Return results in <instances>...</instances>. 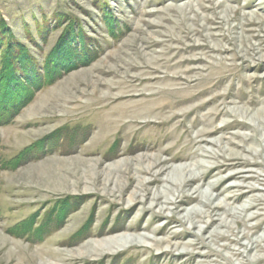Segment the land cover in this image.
<instances>
[{"label": "rangeland", "instance_id": "obj_1", "mask_svg": "<svg viewBox=\"0 0 264 264\" xmlns=\"http://www.w3.org/2000/svg\"><path fill=\"white\" fill-rule=\"evenodd\" d=\"M0 18L40 65L67 26L92 55L0 124V264H264V0H0ZM129 225L165 242L89 247Z\"/></svg>", "mask_w": 264, "mask_h": 264}, {"label": "trees", "instance_id": "obj_2", "mask_svg": "<svg viewBox=\"0 0 264 264\" xmlns=\"http://www.w3.org/2000/svg\"><path fill=\"white\" fill-rule=\"evenodd\" d=\"M70 27L64 28L56 45L40 65L0 18V124L8 123L31 100L37 89L54 82L79 63L91 60V51L85 47L82 34L78 36ZM78 42L84 47H77ZM78 53H82V57L77 58ZM37 148H44L43 140L23 149L16 159L17 164L27 160ZM77 202V197L62 200L58 209L63 213L62 218L74 210Z\"/></svg>", "mask_w": 264, "mask_h": 264}, {"label": "bare ground", "instance_id": "obj_3", "mask_svg": "<svg viewBox=\"0 0 264 264\" xmlns=\"http://www.w3.org/2000/svg\"><path fill=\"white\" fill-rule=\"evenodd\" d=\"M185 167H183V165H181V166H178L176 169H177L178 172H181V171L185 170ZM134 169H135L136 173H142V171H143L139 166H135ZM173 170H175V169H173ZM170 174H172V173H170ZM176 181L172 180L169 177L166 178L165 179V186L162 187L160 190L155 191L153 193V195L149 198L150 202L148 203L149 205L147 207H148L149 211L152 212V213H155L157 215V217H163L164 216V215L160 214V209L165 210V207L163 205H161L160 209H157L156 199H158L159 197H164L165 198L164 199V203H166V202H169V203L171 202L172 203V201L168 197V195L171 193L172 188L175 185L178 184ZM137 183L138 184L142 183V181L139 180ZM139 185H141V184H139ZM115 186L116 187L120 186V184L116 183ZM176 195H178V194H176ZM174 198H176V197H174ZM160 203L163 204L162 202H160ZM195 210H197V208ZM240 212H241V210H240ZM240 212H239V214H240ZM187 214H190V211H189V213L187 212L186 215ZM160 230L161 229L159 227H156V228L153 229L152 233H158ZM109 231L110 230H106L105 233H107ZM136 231H137L136 227H134L133 225H129L123 231H121V232H119V233H117L115 235H112L110 237L107 236V238H105V239H103V240H101L99 242H94L93 241L94 242L93 244H92V242H90V244H88V245H89V247H91L92 251H99L100 249H107V250H115L116 252H119V251H123L125 249H129L131 247H140V248L144 247V249L145 248H151V247H153V246H155L157 244L165 242V239H158V238L154 237L153 235L136 233ZM168 243H170V242H168ZM251 247H252V245L249 248H251ZM118 248H120V249H118ZM140 251L143 252L144 250H140ZM57 263L55 262V264H57Z\"/></svg>", "mask_w": 264, "mask_h": 264}]
</instances>
